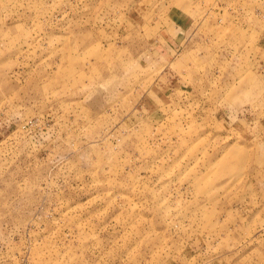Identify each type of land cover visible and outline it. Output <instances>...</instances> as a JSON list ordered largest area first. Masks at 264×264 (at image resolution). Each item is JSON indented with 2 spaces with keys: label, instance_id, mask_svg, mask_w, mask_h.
Masks as SVG:
<instances>
[{
  "label": "rangeland",
  "instance_id": "obj_1",
  "mask_svg": "<svg viewBox=\"0 0 264 264\" xmlns=\"http://www.w3.org/2000/svg\"><path fill=\"white\" fill-rule=\"evenodd\" d=\"M0 264H264V0H0Z\"/></svg>",
  "mask_w": 264,
  "mask_h": 264
}]
</instances>
